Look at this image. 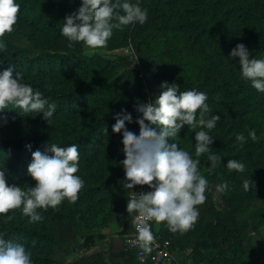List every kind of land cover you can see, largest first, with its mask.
I'll return each mask as SVG.
<instances>
[{"label": "trees", "instance_id": "16d2710c", "mask_svg": "<svg viewBox=\"0 0 264 264\" xmlns=\"http://www.w3.org/2000/svg\"><path fill=\"white\" fill-rule=\"evenodd\" d=\"M16 3L18 20L3 38L7 51L0 54V70L13 65L14 75L22 72L23 82L57 107L50 126L42 113L23 114L11 105L5 109L8 123H0V167L9 183L26 190L35 185L27 174L32 152L43 151L47 143L76 144V175L85 183L75 203L64 200L55 210H38L41 222H30L21 209L0 215V236L24 244L33 264H137L135 250L126 246L135 227L126 212L132 189L121 184L122 134L113 133L111 126L114 115L127 109L133 123L126 122V128L138 134L135 105L155 99L161 82L167 81L180 91L196 89L208 95V118L221 117L210 131V147L222 160L210 168L207 154H194V132L200 129H181L175 141L205 163L207 170L200 173L208 180L207 199L198 206L191 230L172 233L161 223L159 232L173 248L190 250L195 264L254 262L256 241H264L255 222L264 210V93L241 78L239 60L229 53L243 43L250 58L264 59V0H140L148 10L147 22L114 29L106 46L116 50L132 44L140 65L124 56H89L82 43L68 47L60 29L81 0ZM250 130L256 132V141L248 138ZM241 133L247 141L242 146L235 140ZM231 159L243 162L245 171L229 173L225 165ZM245 179L253 181L248 191L242 186ZM225 182L228 190L218 192L217 185ZM113 223L122 230L108 234L104 230ZM76 249L80 255L69 260Z\"/></svg>", "mask_w": 264, "mask_h": 264}, {"label": "clouds", "instance_id": "9594fccd", "mask_svg": "<svg viewBox=\"0 0 264 264\" xmlns=\"http://www.w3.org/2000/svg\"><path fill=\"white\" fill-rule=\"evenodd\" d=\"M20 5L16 0H0V54L7 51L3 39L13 31L17 23ZM148 20V10L140 6V0H81L78 10L68 14L60 29V35L68 40V47L82 43L93 54L96 49L107 46L113 31L125 26L140 24ZM229 58H238L240 75L260 93H264V59L250 58L248 48L238 43L230 51ZM2 64V63H0ZM24 74L15 72L14 66L0 70V123L7 124L5 109L22 110L23 114H40L50 126L56 111V104H49L44 94L31 84L24 83ZM160 93L153 100L138 103L134 110L138 113L135 123L139 125L136 134L126 128L133 123V115L121 109L114 115L113 133H121L124 159L120 164L124 170L121 181L125 190L147 185L150 191L134 192L127 199L126 212L133 217L136 230L132 247L139 249V264H146L153 250L155 235L150 222L157 226L167 225L172 233L184 234L191 230L199 217V205L205 203L208 180L199 171V160L184 150L175 137L187 125L195 131V156L207 154L210 168L214 169L222 157L211 151L214 137L210 131L221 119L211 112L207 103L208 95L203 91L189 89L180 91L179 85L163 81ZM21 113L20 111H18ZM171 138L173 143H169ZM248 138L258 139L255 131H249ZM239 145L246 143L241 133L235 138ZM25 147L31 150L32 145ZM80 152L76 144L62 147L57 143H47L43 151L37 149L31 154L27 174L35 181L26 190L8 182L6 171L0 167V215L10 210L21 209L22 215L30 222H41L40 211L57 209L64 200L75 203L84 187V180L76 175L79 171ZM228 172L243 173L245 164L235 159L228 160ZM253 181L245 179L243 189L250 190ZM228 184L217 185L218 192L228 190ZM7 219L11 220L9 215ZM0 264H33L31 253L24 244L6 240L0 236ZM171 264V261L168 262Z\"/></svg>", "mask_w": 264, "mask_h": 264}, {"label": "rangeland", "instance_id": "374dc122", "mask_svg": "<svg viewBox=\"0 0 264 264\" xmlns=\"http://www.w3.org/2000/svg\"><path fill=\"white\" fill-rule=\"evenodd\" d=\"M85 52L89 55L92 56L96 53H100L104 56H110V57H119V56H124L127 57L129 60H132L136 65H140V56L136 50V48L132 45L129 44L128 46H125L120 49L116 50H108L106 47L102 49H96L93 54H89L91 50L87 49L85 46H83ZM201 163L199 165V171L200 172H205L207 169L205 167L204 161L199 160ZM132 193V190L130 191V195ZM255 220L257 221V228L260 231V233L264 236V210L260 211L258 215L255 217ZM263 228V229H262ZM114 230H118V226L116 224H112L109 228L105 229L104 231L106 232H114ZM257 246H258V254L257 258L254 262H250L249 264H264V241H261V239H257L256 241ZM80 255V252L75 250L72 256H70L68 259H74L77 256Z\"/></svg>", "mask_w": 264, "mask_h": 264}, {"label": "built area", "instance_id": "2783aa9c", "mask_svg": "<svg viewBox=\"0 0 264 264\" xmlns=\"http://www.w3.org/2000/svg\"><path fill=\"white\" fill-rule=\"evenodd\" d=\"M142 191H150L145 185L144 186H135L132 190V195H134V192L137 194H140ZM152 225V231L155 235V243L153 245V250L151 254L148 256L146 260V264H168L169 261H171V264L174 263V257L172 252V243L170 240L165 239L159 232V230L155 227L154 222H150ZM136 236V230H134V233L129 236L126 240V246L127 249H133L136 252V262L139 264V260L137 257V253L139 251L138 248L132 247L130 244V241H132Z\"/></svg>", "mask_w": 264, "mask_h": 264}, {"label": "crops", "instance_id": "0c3cea01", "mask_svg": "<svg viewBox=\"0 0 264 264\" xmlns=\"http://www.w3.org/2000/svg\"><path fill=\"white\" fill-rule=\"evenodd\" d=\"M256 224L257 221L255 220ZM258 225V224H257ZM259 226V225H258ZM155 227L159 230L160 225H156ZM263 229V228H262ZM122 230V228L118 227V230H114V232H107L108 234H117ZM264 230V229H263ZM172 252H173V257H174V263L173 264H195L193 262L191 252L190 250H180L179 248H173L172 246Z\"/></svg>", "mask_w": 264, "mask_h": 264}]
</instances>
